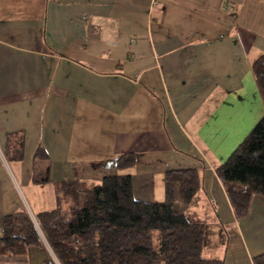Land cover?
<instances>
[{
  "label": "crops",
  "instance_id": "0c3cea01",
  "mask_svg": "<svg viewBox=\"0 0 264 264\" xmlns=\"http://www.w3.org/2000/svg\"><path fill=\"white\" fill-rule=\"evenodd\" d=\"M263 53L264 0H0V237L4 216L54 209L61 183L128 174L134 200L161 202L163 173L191 169L202 256L252 264L264 198L236 219L214 169L264 113ZM122 154L129 169L106 163Z\"/></svg>",
  "mask_w": 264,
  "mask_h": 264
},
{
  "label": "trees",
  "instance_id": "16d2710c",
  "mask_svg": "<svg viewBox=\"0 0 264 264\" xmlns=\"http://www.w3.org/2000/svg\"><path fill=\"white\" fill-rule=\"evenodd\" d=\"M250 71L264 109V53ZM41 158L38 149L34 163ZM106 163L121 172L132 167L134 156L122 154ZM214 172L236 219L246 216L252 195L264 198V113ZM32 182L48 181L34 174ZM162 184L163 201L143 202L132 198L128 174L61 183L54 209L33 220L25 211L2 218L0 264H26L27 250L43 244L54 260L49 256L40 264H222L202 256L209 227L187 212L199 189L196 171H165ZM252 264H264V253Z\"/></svg>",
  "mask_w": 264,
  "mask_h": 264
},
{
  "label": "rangeland",
  "instance_id": "374dc122",
  "mask_svg": "<svg viewBox=\"0 0 264 264\" xmlns=\"http://www.w3.org/2000/svg\"><path fill=\"white\" fill-rule=\"evenodd\" d=\"M263 106V105H262ZM66 212V211H65ZM64 214L62 213L60 215V218H64L63 216ZM67 219V214H66V218ZM43 246L45 247L46 245L43 244ZM45 253H47L45 250L42 249H38V248H34V253L31 252L28 263L27 264H40L41 262H43L44 260H46V256ZM48 254L51 257L52 260H54L52 254L50 253L49 249H48ZM205 256V255H204Z\"/></svg>",
  "mask_w": 264,
  "mask_h": 264
}]
</instances>
